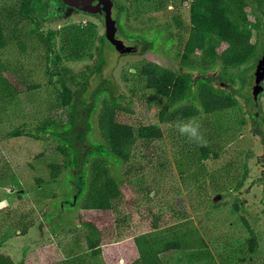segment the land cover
Here are the masks:
<instances>
[{
  "label": "rangeland",
  "instance_id": "374dc122",
  "mask_svg": "<svg viewBox=\"0 0 264 264\" xmlns=\"http://www.w3.org/2000/svg\"><path fill=\"white\" fill-rule=\"evenodd\" d=\"M43 1L46 18L41 20L38 31L55 33L51 40L53 51L62 49L64 57L57 67L51 64V54L47 60L45 45L36 36L28 35L32 24L20 14L21 0H0V73L11 87L24 91L6 98L0 87V235L8 232V237L0 240V254L9 257L13 264H41V256L44 260L54 258V262L71 261L83 255V264H130L139 257L137 237L180 235L185 238L184 248L161 256L164 264H264V224L260 214L264 179L261 184L256 181L264 173V164L260 163H264V100L252 106L248 92L253 65L264 53V3L249 12L251 19L259 21L251 39L255 56L229 70L232 81L221 88L225 93L230 92L229 87L237 90V95L248 100V106L234 96V109L197 117L203 142H195L184 135L178 138L177 122L171 126L160 122L165 99L143 85L135 86L134 73L146 63L176 74L187 71L178 64L176 55L181 53L187 38V30L183 29L190 27L191 5L197 0H111V18L117 31L121 33V27L122 35H130L137 49L133 54L119 56L107 44L101 69L89 75L86 89L71 87L77 94L71 104L82 109H75L76 156L80 162L85 159L79 167L81 174L74 175L63 157L50 151L58 141L36 133L35 128L47 113L51 115L49 111L62 104L54 71L64 67L70 75L78 76L91 66L98 39L106 34L105 25L97 15L64 10L56 0ZM171 15L178 21L171 20ZM154 33L157 44L153 50L145 49V40ZM168 35L173 39L171 43ZM217 66L205 74L216 70L220 75ZM108 81L114 86L116 104L125 109L115 116L118 122L157 125L163 135L160 163L131 182H124V164L110 153L97 127L106 95L100 93L95 98L93 94ZM29 87L37 88L27 90ZM92 102L95 105L84 137L83 113ZM186 104L188 100L180 105ZM66 121V117L60 118L58 129ZM16 131L21 135L13 136ZM202 146L214 150L217 157L201 159ZM95 162L103 163L122 190L121 199L107 213L80 209L83 193L91 183L90 167ZM56 165H60L59 174L50 182L49 167ZM38 179L44 182L43 186H36ZM19 218L29 225L23 235ZM82 222L97 224L112 239L102 247L98 258L93 259L80 240L85 233ZM188 232L192 233L189 237ZM190 237L196 239L194 244L198 246H187L188 240L193 241ZM250 237L256 245L249 255L246 241ZM249 256L251 260L247 261Z\"/></svg>",
  "mask_w": 264,
  "mask_h": 264
},
{
  "label": "trees",
  "instance_id": "16d2710c",
  "mask_svg": "<svg viewBox=\"0 0 264 264\" xmlns=\"http://www.w3.org/2000/svg\"><path fill=\"white\" fill-rule=\"evenodd\" d=\"M260 3H264V0L195 1L191 5L190 10V27L189 29L185 27L183 29L184 31L187 30V38L182 43L181 53L176 55L179 57L181 67L186 68L187 71L176 74L174 71L165 69L154 63H146L136 68V72L134 73L137 77L135 86L143 85L146 90H151L153 94L166 101L164 111L159 114V120L162 124L171 126L178 120L184 121L193 117L197 118L203 115L218 114L234 109L237 106V101L234 96L241 98L243 103L248 106V100L237 95V90L229 87L230 92L225 93L221 88H224L227 81H232L229 70L246 64L255 56V45L251 43V39L253 31L259 27V21L257 18L251 19L249 12L255 6L258 7ZM20 4V14L32 24L28 35L36 36L45 45L47 60H49L48 55L51 54V64L57 67L58 62L63 57V51L62 49L56 53L53 51L51 40L54 38L55 33L48 32L47 34H43L38 31V28L41 27V20L46 18L45 10L47 8L45 1L21 0ZM119 12L121 13L120 10ZM170 19L174 22L178 21L176 16L171 15ZM2 27L3 25L0 19V32ZM119 30L121 33H124L121 27H119ZM129 36L125 35L124 37L135 42ZM227 36L231 39V42L225 40ZM138 39H141V37ZM142 39L145 40L144 38ZM177 39L179 41L181 37L179 36ZM167 40L171 43L173 39L168 35ZM145 41V49L153 50L157 44V34L154 33L152 38ZM223 42H226L225 44L227 45L223 46ZM107 44L109 43L105 35L99 37L97 47L95 48L93 64L86 67L87 69L80 72L78 76L70 75V72L64 67L54 71L53 74L57 76V82L61 87L62 104L56 110L49 111L51 115L47 113L41 124L35 128L36 133L48 135V138H53L58 141V144L51 146L52 149L50 151L62 156L67 162V165L74 170V175L81 174L79 167L84 164L85 159L80 162L76 156L75 145L78 143L74 140L73 133L77 119L75 109L79 112L82 109L75 105L74 107L71 104L73 96L77 95L74 92L75 89L72 90L71 87L86 89L89 75L99 73L101 69L105 59L104 49L111 46L110 44L107 46ZM216 66L219 68L220 75H217L218 73L216 74V70L214 74H205L207 69L211 70ZM0 87L3 91V97L6 98L24 92L11 87V84L1 73ZM36 88L29 87L27 90ZM112 92H114V86L108 81L103 88L97 89L93 94L95 98L100 93L106 95V98L101 102L97 117V127L103 143H105L110 153L124 164V182H131L145 170L148 171L152 166L160 163L158 160L160 157H163L159 153L160 140L163 135L157 125L130 126L118 122L115 116L125 109L116 104V97L113 96ZM249 99L251 101L252 98L250 97ZM185 100H188L189 104L180 105ZM94 105L95 103L92 102L83 113L86 116V121L83 123L84 128L81 131V135H84V137L88 134V119L94 109ZM63 117H66L67 121L65 124H61L60 129H58L56 123ZM12 134L15 137L21 135L18 131ZM31 137L36 140L41 139L39 135H32ZM178 138H181V134ZM262 142L264 143L263 140ZM199 153L201 159L217 157L216 152L206 146L200 147ZM40 156L43 157L44 154ZM260 163L264 164L262 162ZM28 167L32 169L31 165H28ZM49 168L51 171L49 177L50 182H54L59 174L60 165ZM245 174L244 172L243 175ZM90 176L91 183L85 189V193H83L84 199L80 209L83 211L106 213L111 211L114 208L112 204L121 199L122 190L110 177L107 169L104 168L101 162H95L90 167ZM263 179L264 173L256 181L261 184L263 183ZM35 184L37 187L40 185L43 186L42 184L44 182L38 179L35 181ZM260 214L264 224V202L261 204ZM18 220L19 224L22 225L21 233L23 235L26 233L29 225L26 224L24 218H19ZM243 225L248 230V233L252 234V231L245 221H243ZM82 227L85 229V233L82 234L80 240L85 246L86 251L90 252V256L93 259L100 257L102 255V247L110 244L112 239L106 234L105 230L100 229L95 223L82 222ZM191 235V232L187 233L188 237ZM7 237L8 232L3 233V235H0V240H4ZM190 240L193 241L190 242L188 240L187 246L189 248L193 245V247L198 246V244H194L196 239L191 238ZM135 242L139 257L130 264H164L161 256L180 252L184 248L185 238L180 235H171L168 237L154 236L152 238H147L146 236L137 237ZM246 243L250 255L255 249V239L250 237ZM250 257L246 260L250 261ZM53 259L44 260L43 256H41L39 260H41V264H83L86 258L83 255L71 261L59 259L61 262H54ZM0 264H13V262L9 257L0 254Z\"/></svg>",
  "mask_w": 264,
  "mask_h": 264
},
{
  "label": "water",
  "instance_id": "95a60500",
  "mask_svg": "<svg viewBox=\"0 0 264 264\" xmlns=\"http://www.w3.org/2000/svg\"><path fill=\"white\" fill-rule=\"evenodd\" d=\"M94 2V0H58L59 7L62 9L71 11L81 6L82 9L80 12L86 15H93L94 10L103 13V22L106 29L105 38L107 42L118 54H128L134 49L135 42L125 38L117 31L115 22L110 16V9L112 7L111 1L99 0L97 4H94ZM132 52L133 51L130 53ZM248 92L254 101L260 103L264 100V53L252 69ZM19 193H22V190H20Z\"/></svg>",
  "mask_w": 264,
  "mask_h": 264
},
{
  "label": "clouds",
  "instance_id": "9594fccd",
  "mask_svg": "<svg viewBox=\"0 0 264 264\" xmlns=\"http://www.w3.org/2000/svg\"><path fill=\"white\" fill-rule=\"evenodd\" d=\"M133 71L134 70H131ZM176 128L181 135L187 136L189 139L195 142H203V137L200 133V124L196 121V118L193 117L187 122L177 121Z\"/></svg>",
  "mask_w": 264,
  "mask_h": 264
},
{
  "label": "flooded vegetation",
  "instance_id": "af4514ba",
  "mask_svg": "<svg viewBox=\"0 0 264 264\" xmlns=\"http://www.w3.org/2000/svg\"><path fill=\"white\" fill-rule=\"evenodd\" d=\"M57 1V3H58V0H56ZM95 2H94V4H97V2L99 1V0H94ZM111 1V0H110ZM111 3H112V1H111ZM59 5V4H58ZM81 9H82V7L81 6H79L77 9H74V10H71V11H75V12H78V13H81L80 11H81ZM113 9V3H112V7H111V9H110V16H111V10ZM64 10H66V9H64ZM93 15H97V16H99L101 19H102V21H103V17H104V14L103 13H100L99 11H96V10H94V12H93ZM112 19V18H111ZM113 20V19H112ZM114 21V20H113ZM115 22V21H114ZM104 23V22H103ZM105 25V24H104ZM116 27V26H115ZM105 31H106V29H105ZM121 34V33H120ZM106 35V34H105ZM137 47V43L135 42V46H134V49L133 50H131V51H133L132 53H128V54H125V55H120V54H118L117 52V54L119 55V56H126V55H129V54H133V53H135L136 52V48ZM114 49V48H113ZM115 52V51H114ZM259 59H260V56H259V58L256 60V62L254 63V65H253V68H254V66L258 63V61H259ZM178 64L180 65V63L178 62ZM252 68V69H253ZM212 74H214V72H212ZM250 95V94H249ZM251 97V96H250ZM258 104H260L259 102H257V101H254L253 99H251V103H250V105H252V106H257Z\"/></svg>",
  "mask_w": 264,
  "mask_h": 264
}]
</instances>
